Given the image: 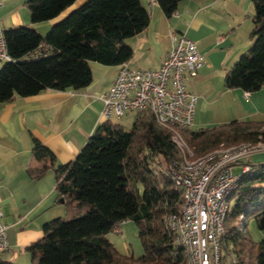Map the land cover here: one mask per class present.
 Here are the masks:
<instances>
[{
	"label": "trees",
	"instance_id": "16d2710c",
	"mask_svg": "<svg viewBox=\"0 0 264 264\" xmlns=\"http://www.w3.org/2000/svg\"><path fill=\"white\" fill-rule=\"evenodd\" d=\"M75 1L25 0V5L30 21L36 23L58 16ZM156 1L171 16L181 0ZM251 2V45L223 80L226 88L249 93L264 85V0ZM149 20L140 0H84L45 35L29 26L5 29L13 61L0 66V102L45 90L86 87L92 79L89 62H126L132 49L124 40L142 31ZM172 132L149 110L136 113L129 129L111 119L100 123L72 161L54 168L57 196L65 201L68 214L76 215L43 224L42 238L24 249L31 264H180L184 253L164 221L181 205L180 189L167 172L168 164L180 158ZM179 132L195 156L221 145H264V117ZM31 153L40 165L29 167L27 173L39 178L54 165L55 155L36 138ZM249 164L228 198L234 203L220 241L221 264H264V239L252 240L246 228L252 219L264 231V160ZM128 219L135 221L143 247L136 258L119 253L106 237ZM0 264L15 263L0 258Z\"/></svg>",
	"mask_w": 264,
	"mask_h": 264
},
{
	"label": "crops",
	"instance_id": "0c3cea01",
	"mask_svg": "<svg viewBox=\"0 0 264 264\" xmlns=\"http://www.w3.org/2000/svg\"><path fill=\"white\" fill-rule=\"evenodd\" d=\"M0 2V26L4 30L29 26L45 35L84 0H76L58 16L36 23L30 21L25 0ZM140 2L150 20L142 31L124 40L132 55L123 64L157 68L173 36L184 35L194 41L205 59L195 75L184 78L186 90L196 96L191 128L262 118L264 85L245 99L243 90L226 88L223 83L226 71L251 45V0H181L171 16L163 13L156 0ZM89 66L91 82L80 90H45L0 102V212L8 242V248L0 252L1 259L31 264L25 247L42 238L45 222L68 214L65 201L60 202L55 191L54 168L72 161L105 121L100 96L112 85L120 65L90 61ZM33 138L55 155L54 165L39 178L27 173L29 167L40 165L31 153ZM252 157L264 159L258 152Z\"/></svg>",
	"mask_w": 264,
	"mask_h": 264
},
{
	"label": "built area",
	"instance_id": "2783aa9c",
	"mask_svg": "<svg viewBox=\"0 0 264 264\" xmlns=\"http://www.w3.org/2000/svg\"><path fill=\"white\" fill-rule=\"evenodd\" d=\"M8 61L13 58L0 26V62ZM204 61L194 41L174 35L159 67L140 69L120 64L112 85L100 96L105 120L128 111L149 110L159 124L173 131L180 158L168 164L167 172L180 189L181 205L178 212L167 213L164 221L174 234L175 246L184 253L180 264H221L220 241L225 234L228 198L240 177L250 170L252 154L264 152V145L243 142L195 156L183 141L179 131L192 126L196 102V96L186 90L184 78L195 75ZM249 95L244 91L245 99ZM235 166L238 172L233 170ZM1 218L0 212V252L8 248Z\"/></svg>",
	"mask_w": 264,
	"mask_h": 264
},
{
	"label": "rangeland",
	"instance_id": "374dc122",
	"mask_svg": "<svg viewBox=\"0 0 264 264\" xmlns=\"http://www.w3.org/2000/svg\"><path fill=\"white\" fill-rule=\"evenodd\" d=\"M249 32H250V30L248 31V33ZM248 49H246V51ZM238 58H237V60H238ZM2 64H3V62H0V65H2ZM257 91H259V89L256 90V92ZM262 109H264V107H262ZM135 114L136 113L133 111L124 112L120 117L113 116L111 118V121L114 123L120 124L125 129H129L131 127L133 120H134ZM252 116H255V115H252ZM258 116H260V115H258ZM262 117H264V115H262ZM250 119L251 118H249L248 120H250ZM233 120H239V119H233ZM225 123H227V122H225ZM221 124H223V123H221ZM209 127H211V126H209ZM258 153H261V157L264 158V152H258ZM254 158L255 157L251 158L252 163L258 162V161L260 162V160H264V159H254ZM233 170L235 172H238L239 168L235 166V167H233ZM140 191H141V189H140ZM233 203H234V198H230L228 201L229 207H231L233 205ZM80 212H82V210H80ZM75 215H76V213L75 214L70 213V214L63 215V217L64 218H71ZM246 228L249 231V234H250V237L252 238V240L259 241L261 239H264V231L259 230L256 223L252 219H249L246 221ZM106 237L109 239V241H111L113 243L116 250L121 254L130 255V256L136 258V257H139L143 252V247H142L141 241L138 237L137 226H136V223L134 220L128 219V220L122 221L118 225L117 229L107 233Z\"/></svg>",
	"mask_w": 264,
	"mask_h": 264
},
{
	"label": "water",
	"instance_id": "95a60500",
	"mask_svg": "<svg viewBox=\"0 0 264 264\" xmlns=\"http://www.w3.org/2000/svg\"><path fill=\"white\" fill-rule=\"evenodd\" d=\"M59 201H60V202H63L64 200H63V198H60Z\"/></svg>",
	"mask_w": 264,
	"mask_h": 264
}]
</instances>
